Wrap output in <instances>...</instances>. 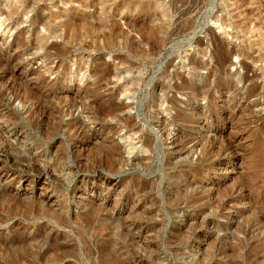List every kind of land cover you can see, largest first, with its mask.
<instances>
[{
  "label": "rangeland",
  "instance_id": "374dc122",
  "mask_svg": "<svg viewBox=\"0 0 264 264\" xmlns=\"http://www.w3.org/2000/svg\"><path fill=\"white\" fill-rule=\"evenodd\" d=\"M0 264H264V0H0Z\"/></svg>",
  "mask_w": 264,
  "mask_h": 264
},
{
  "label": "bare ground",
  "instance_id": "6f19581e",
  "mask_svg": "<svg viewBox=\"0 0 264 264\" xmlns=\"http://www.w3.org/2000/svg\"><path fill=\"white\" fill-rule=\"evenodd\" d=\"M5 14V13H4ZM43 18V17H42ZM41 19V18H40ZM57 30H59V29H57ZM56 32V31H55ZM58 32V31H57ZM58 34V33H57ZM61 34V33H60ZM59 36V35H58ZM61 36V35H60ZM59 38V37H58ZM6 40V39H5ZM219 40V39H218ZM28 45V44H27ZM33 45V44H32ZM233 45V44H232ZM7 51V50H6ZM241 51V49H239V48H237V47H235V46H233V47H228V48H226V50L224 51V53H223V59H224V61H225V63H233V60L231 59V55L232 54H234V53H238V52H240ZM245 52V51H244ZM251 53V52H250ZM253 53V52H252ZM239 54V53H238ZM249 54V53H248ZM256 54V53H255ZM222 55V54H221ZM252 55H247V57H251ZM255 57V56H254ZM14 58V57H13ZM252 58V57H251ZM11 60V59H10ZM19 62V61H18ZM218 62V61H217ZM223 62V61H222ZM58 63V62H57ZM224 65V64H223ZM58 66V65H57ZM224 66H227V64L226 65H224ZM13 67V66H12ZM57 69V68H56ZM58 70V69H57ZM56 71V70H55ZM27 72V71H26ZM10 75V74H9ZM19 77V76H18ZM41 81V80H40ZM28 83V82H27ZM35 83V82H34ZM45 83H46V81H45ZM30 84H31V82H30ZM35 88V87H34ZM13 89V88H12ZM15 96V95H14ZM118 114V113H117ZM117 117V116H116ZM167 118V117H166ZM131 122V121H130ZM133 122V121H132ZM70 123V122H69ZM162 130V129H161ZM118 141V140H117ZM235 144V143H234ZM172 145V144H171ZM131 155V154H130ZM116 158V157H115ZM118 158V157H117ZM34 160V159H33ZM106 161V160H105ZM7 177V176H6ZM8 192V191H7Z\"/></svg>",
  "mask_w": 264,
  "mask_h": 264
}]
</instances>
